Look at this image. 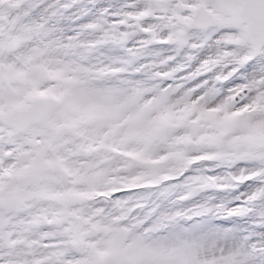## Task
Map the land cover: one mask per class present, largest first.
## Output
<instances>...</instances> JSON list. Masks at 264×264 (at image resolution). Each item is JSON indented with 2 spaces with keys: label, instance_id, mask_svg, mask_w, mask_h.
Listing matches in <instances>:
<instances>
[{
  "label": "snow or ice",
  "instance_id": "snow-or-ice-1",
  "mask_svg": "<svg viewBox=\"0 0 264 264\" xmlns=\"http://www.w3.org/2000/svg\"><path fill=\"white\" fill-rule=\"evenodd\" d=\"M0 264H264V0H0Z\"/></svg>",
  "mask_w": 264,
  "mask_h": 264
}]
</instances>
